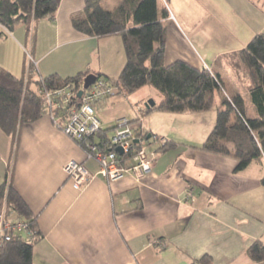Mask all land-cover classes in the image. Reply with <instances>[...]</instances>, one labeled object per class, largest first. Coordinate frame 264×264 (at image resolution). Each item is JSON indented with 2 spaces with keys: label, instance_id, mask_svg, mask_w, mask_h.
<instances>
[{
  "label": "crops",
  "instance_id": "crops-1",
  "mask_svg": "<svg viewBox=\"0 0 264 264\" xmlns=\"http://www.w3.org/2000/svg\"><path fill=\"white\" fill-rule=\"evenodd\" d=\"M55 1L52 19L35 20L0 40V68L25 81L71 78L87 70L116 80L126 62L122 38L80 34L71 19L86 0ZM227 1L241 18L238 33L246 42L264 34L260 6L252 0ZM182 4L176 0L180 19L171 14L168 21L167 65L181 60L211 68L222 53L240 49L233 43L216 46V57L206 59L212 46L198 25L181 17ZM145 89L96 105L109 138L126 120L149 136L178 145L162 152L141 183L131 176L109 183L97 175V162L50 115L22 126L15 139L0 129V186L12 184L42 233L33 264H202L198 261L204 256L212 258L211 264H264L248 255L254 242L264 244V167L253 163L236 171L233 158L201 149L217 112L145 113L151 100L155 105L163 100ZM151 144L149 150L159 148ZM70 161L96 175L82 191L73 188L64 172Z\"/></svg>",
  "mask_w": 264,
  "mask_h": 264
},
{
  "label": "trees",
  "instance_id": "trees-1",
  "mask_svg": "<svg viewBox=\"0 0 264 264\" xmlns=\"http://www.w3.org/2000/svg\"><path fill=\"white\" fill-rule=\"evenodd\" d=\"M103 1L86 0L84 8L71 20L74 29L84 36L122 38L126 62L116 80L87 70L71 78L52 75L25 81L13 79L0 68V129L15 139L22 126L50 114L60 118V126L64 125L71 106L52 109L46 104L44 94L72 86L76 99L80 100L86 78L94 74L112 83L118 96L131 95L150 86L159 91L163 100L145 113L208 112L213 110L219 95L221 105L216 124L201 149L233 158L238 162L236 171H243L253 163L264 167V34L254 36L240 51L219 56L210 70L181 60L167 65L166 23L171 17L170 0H122L111 10L102 5ZM56 10L55 0H0V40L38 18L54 15ZM108 132L101 129L87 139L111 151ZM136 132L138 138L143 135L141 130ZM147 136L145 133L146 139ZM80 144L85 149L86 142ZM177 146L166 142L156 151L165 152ZM4 203L8 218L27 226L33 237L25 232H7L11 240L0 243V264H33L35 245L42 240L37 218L8 181L0 186V207ZM248 255L254 262L264 263V244L254 242ZM198 262L211 264L212 258L204 256Z\"/></svg>",
  "mask_w": 264,
  "mask_h": 264
},
{
  "label": "built area",
  "instance_id": "built-area-1",
  "mask_svg": "<svg viewBox=\"0 0 264 264\" xmlns=\"http://www.w3.org/2000/svg\"><path fill=\"white\" fill-rule=\"evenodd\" d=\"M81 91H83V95L80 100L76 99V92L72 86L46 91L44 100L52 109L71 106L64 125L60 126L58 124L60 118L50 114L53 122L66 136L78 143L86 142V152L91 159L97 162L99 166L97 175L104 180L115 183L131 176L141 183L150 174L158 158L162 155L161 151H149L144 143L148 141L149 144L155 142L161 145L166 142L154 135H150V139L147 136L146 139L144 132L138 138L137 128L123 120L121 127L109 142L111 151L99 148L87 139L101 130V121L96 114V105L109 98L117 97L118 91L112 83L104 78H97L89 89L85 90L83 86ZM136 141L139 144H136ZM118 149H121L122 153L118 152ZM64 172L76 191H82L96 177L84 164L74 161L65 165ZM10 230L18 234L25 232L28 236L33 237L27 226L14 222L13 217L8 218L6 203H4L0 210V243L11 240V236L7 233Z\"/></svg>",
  "mask_w": 264,
  "mask_h": 264
},
{
  "label": "rangeland",
  "instance_id": "rangeland-1",
  "mask_svg": "<svg viewBox=\"0 0 264 264\" xmlns=\"http://www.w3.org/2000/svg\"><path fill=\"white\" fill-rule=\"evenodd\" d=\"M121 1L122 0H105L102 2V5L105 8L111 10L117 8L118 4ZM182 1L183 4L181 6L182 8L181 17L192 25H198L199 26L198 29L201 28L200 30L203 31L202 35L205 42L208 41V47L210 48L212 46V49H210L211 51H209L211 55L209 54V56L206 57V59H212L216 57L215 55L218 54L216 50L217 49L216 46L221 47L222 45H229L233 43L235 46L234 48L240 46V49L237 50L240 51L244 49L253 39L251 38L250 40H248V42H246L247 40H245V37L243 35L242 36L239 35L238 31L240 29L239 23L241 18H239L236 14L233 13L234 10L233 5H231V3H229L227 0L226 2L225 0H182ZM252 2H255L258 6H260L264 10V0H252ZM168 5H169V9L172 11L171 14L175 15L180 19V14L176 10V0H170ZM39 13L41 12L39 11ZM233 14L235 17L233 16ZM53 16L54 15L52 14L49 15L51 19L53 18ZM36 21L39 22L40 19L38 18ZM166 24L168 30L169 24L168 22ZM222 49L223 48H219V50L221 51ZM222 55L225 54L222 53L220 56ZM206 62L209 65H211V63H209L208 60H206ZM206 69L210 70L211 68H206ZM145 90H148V92L149 90H152L153 93H156L157 95L158 94L162 95L159 91H157L155 88L151 86L147 87V89ZM220 105H221V98L219 95H216L215 106L213 110L209 111V113L217 112ZM148 144L149 143L147 141L144 143V146L150 149V147H148L149 146Z\"/></svg>",
  "mask_w": 264,
  "mask_h": 264
},
{
  "label": "water",
  "instance_id": "water-1",
  "mask_svg": "<svg viewBox=\"0 0 264 264\" xmlns=\"http://www.w3.org/2000/svg\"><path fill=\"white\" fill-rule=\"evenodd\" d=\"M97 79V76L92 74V75H89L86 80H85V84H84V89L87 90L90 88V86H92L94 84V82L96 81ZM83 95V91L80 92L79 96L81 97ZM149 107H154L155 106V103L153 101L149 102L148 104ZM148 139H150V136H148ZM136 144H139L138 141L135 142ZM118 152L122 153V150L121 149H118Z\"/></svg>",
  "mask_w": 264,
  "mask_h": 264
}]
</instances>
